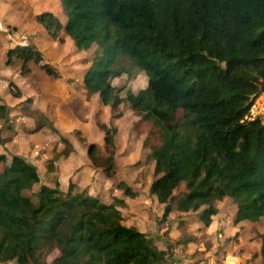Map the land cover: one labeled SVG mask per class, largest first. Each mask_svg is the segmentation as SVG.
Wrapping results in <instances>:
<instances>
[{
  "label": "trees",
  "instance_id": "16d2710c",
  "mask_svg": "<svg viewBox=\"0 0 264 264\" xmlns=\"http://www.w3.org/2000/svg\"><path fill=\"white\" fill-rule=\"evenodd\" d=\"M60 2L65 23L49 12L39 21L63 30L79 49L96 46L83 78L88 93L105 105L128 103L142 117L138 125H149L152 193L165 216L201 210L200 219L210 224L217 201L228 198L237 204L236 222H258L264 216V120L250 109L264 91V0ZM9 54L25 63L39 57L33 47ZM116 68L129 75L141 69L147 86L121 96L112 84ZM6 110L0 105V117ZM106 140L112 142L109 134ZM90 150L95 158L96 146ZM114 168L111 156L108 176ZM183 183L186 192L176 198ZM75 187L44 183L29 158L12 154L0 172V264H40L54 250L60 255L53 264H173L146 233L124 222L115 203H99Z\"/></svg>",
  "mask_w": 264,
  "mask_h": 264
},
{
  "label": "rangeland",
  "instance_id": "374dc122",
  "mask_svg": "<svg viewBox=\"0 0 264 264\" xmlns=\"http://www.w3.org/2000/svg\"><path fill=\"white\" fill-rule=\"evenodd\" d=\"M2 1L0 105L9 110L4 111L6 118L0 117V155L6 156L0 172L10 165L12 154L19 153L38 167L44 183H59L63 191L75 183L74 192L85 191L99 203H115L124 222L146 233L168 252L173 264H264V216L258 222H236L237 204L228 198L217 201L210 224L200 219L201 210H173L165 216L164 205L152 193L155 163L148 160L149 125H138L142 117L128 103L105 105L99 94L90 95L84 88L82 79L93 63L96 46L79 49L63 30H48L39 21L49 12L65 23L60 0ZM19 46L33 47L39 57L25 63L22 56L9 54ZM48 67L59 75L48 73ZM115 70L112 84L121 88V96L128 90L138 93L148 84L141 69L132 75ZM250 114L264 120V91L255 97ZM107 134L112 142L106 140ZM111 156L115 168L108 176ZM39 187L35 184L32 192ZM185 192L183 183L176 198ZM28 195L36 200L30 191ZM59 255L54 250L40 264H53Z\"/></svg>",
  "mask_w": 264,
  "mask_h": 264
},
{
  "label": "crops",
  "instance_id": "0c3cea01",
  "mask_svg": "<svg viewBox=\"0 0 264 264\" xmlns=\"http://www.w3.org/2000/svg\"><path fill=\"white\" fill-rule=\"evenodd\" d=\"M6 1V0H5ZM0 2H3L2 0H0ZM5 7H7V5L5 4ZM10 49L8 48L7 49V52L9 51ZM88 69H90V68H88ZM83 78H84V76H83ZM82 81H83V79H82ZM85 88V87H84ZM86 89V88H85ZM44 109V108H43ZM77 182V181H76ZM47 184H49L50 185V183L47 181L46 182ZM78 183V182H77ZM246 222H250V221H246ZM241 226H239V228H240ZM244 227V226H243Z\"/></svg>",
  "mask_w": 264,
  "mask_h": 264
},
{
  "label": "bare ground",
  "instance_id": "6f19581e",
  "mask_svg": "<svg viewBox=\"0 0 264 264\" xmlns=\"http://www.w3.org/2000/svg\"><path fill=\"white\" fill-rule=\"evenodd\" d=\"M25 42L24 41H22V43L21 44H24Z\"/></svg>",
  "mask_w": 264,
  "mask_h": 264
}]
</instances>
